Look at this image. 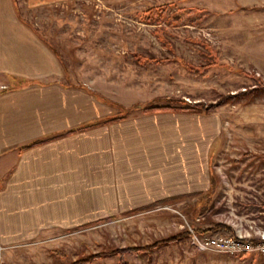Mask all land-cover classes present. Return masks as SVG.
I'll use <instances>...</instances> for the list:
<instances>
[{"label":"rangeland","instance_id":"obj_1","mask_svg":"<svg viewBox=\"0 0 264 264\" xmlns=\"http://www.w3.org/2000/svg\"><path fill=\"white\" fill-rule=\"evenodd\" d=\"M162 5L168 13L149 21ZM181 9L188 12L179 17ZM21 10L70 74L103 79L101 94L117 115H138L140 106L175 98L200 103L205 111L191 113L213 119L219 129L205 205H195L203 193L191 194L182 203L115 212L66 230L43 245L48 264L93 252L102 254L86 264H140L147 261L143 255L111 250L180 231L177 246L196 250L189 228L227 236L241 222V230L249 224L264 230V0H71Z\"/></svg>","mask_w":264,"mask_h":264},{"label":"crops","instance_id":"obj_2","mask_svg":"<svg viewBox=\"0 0 264 264\" xmlns=\"http://www.w3.org/2000/svg\"><path fill=\"white\" fill-rule=\"evenodd\" d=\"M59 1L71 0H0V264H48L43 245L66 230L191 194L203 193L202 207L213 187L216 122L187 111L104 121L122 114L103 79L70 74L21 10ZM182 240L127 253L146 257L140 264H264L255 252L180 249Z\"/></svg>","mask_w":264,"mask_h":264},{"label":"built area","instance_id":"obj_3","mask_svg":"<svg viewBox=\"0 0 264 264\" xmlns=\"http://www.w3.org/2000/svg\"><path fill=\"white\" fill-rule=\"evenodd\" d=\"M6 88L0 84V89ZM240 221V220H239ZM241 222L236 226L234 235L216 236L200 235L189 228V240L198 251H216L226 254L259 253L264 256V230L248 228L241 230Z\"/></svg>","mask_w":264,"mask_h":264},{"label":"trees","instance_id":"obj_4","mask_svg":"<svg viewBox=\"0 0 264 264\" xmlns=\"http://www.w3.org/2000/svg\"><path fill=\"white\" fill-rule=\"evenodd\" d=\"M154 9H155V12L153 13V11H152L147 16V19L149 21L151 20L152 17H155L156 21L161 20V16L168 13L169 6H166V5H164V6L163 5L162 6H157ZM187 9H189V8H187ZM187 9H181L180 11H178V13H176V15L180 17L185 12L186 13L188 12ZM183 10H187V11H183ZM179 17H178V19H179ZM202 66H204V65H202ZM169 100L172 101V102H170L171 104L170 103H168V104H154V103H150V104L143 105V106H140L139 104H135L130 109L137 108V107L140 106V110L143 113L156 112V111H187V112H204L205 111L202 108L201 104L198 103V102H196L194 104L193 103L190 104V103L184 102V100L175 99V98H171ZM180 102H182V103H180ZM123 117H125V116L124 115H120V116H117V117H113V118L106 119L104 121H110V120L119 119V118H123ZM83 127L84 126L79 127L78 129H81ZM69 131H72V130H69ZM41 141L42 140L34 141V142H31L30 144H27V145H25L23 147H29V146L34 145L36 143H39ZM184 232L185 231H182V232H180L178 234L170 235L168 237L159 239V240H157V241H155L153 243H150L148 245H139V246H134V247L129 246V247H125V248H115V249H112L111 252L114 253V252H122V251H128V250L129 251H133V252L149 251L155 245H157L160 242L161 243L172 242V241L178 239L180 236H183L184 235ZM101 254L102 253H100V252H93V253L87 255L86 257H84L83 259H77V260H74V261L69 262L67 264H86V263H88L90 261L91 258L100 257ZM118 264H123V263H118Z\"/></svg>","mask_w":264,"mask_h":264}]
</instances>
